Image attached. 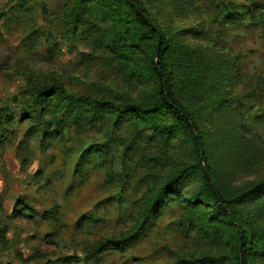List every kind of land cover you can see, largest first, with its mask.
<instances>
[{
    "label": "rangeland",
    "instance_id": "1",
    "mask_svg": "<svg viewBox=\"0 0 264 264\" xmlns=\"http://www.w3.org/2000/svg\"><path fill=\"white\" fill-rule=\"evenodd\" d=\"M145 2L171 41L174 89L200 126L213 183L227 201L250 196L228 207L253 237L248 264H264V19L222 25L227 4L264 0ZM0 8V109L16 133L0 146V264H236V232L212 207L190 141L160 132L172 121L161 110L133 112L157 99L143 33L131 29L113 54L117 33L88 34L109 49L74 35L63 0ZM31 83H60L112 112L41 143L11 104Z\"/></svg>",
    "mask_w": 264,
    "mask_h": 264
},
{
    "label": "trees",
    "instance_id": "2",
    "mask_svg": "<svg viewBox=\"0 0 264 264\" xmlns=\"http://www.w3.org/2000/svg\"><path fill=\"white\" fill-rule=\"evenodd\" d=\"M63 1L68 5L70 11L69 19L74 35H79L80 30H82V34L87 33V35L91 32H96L98 29L97 24H101L104 28L108 26L112 32L117 33L116 37L113 38L114 40L107 44L110 49L102 40L97 39V34L95 37L94 35L85 37V40L94 37L92 42L95 45L107 48L113 54H117L124 47L122 43H128L129 37L127 36L131 29L139 30L143 33L144 44L147 41L151 43L148 60L150 70L156 78L157 99L153 103L132 107L133 112L135 111V114L142 117L146 112L161 110L172 121L167 125L161 124L159 127L160 132L170 136L175 135L177 131H181L183 137L190 141L196 152V160L202 175L204 191L209 194L212 207L217 210L221 221L229 224L236 232V264H248V249L253 237L249 234L246 224L243 223L238 214L228 206L233 203L235 205L248 203L249 201L247 200L250 196H242L235 201H227L213 183L207 155L199 148L197 142L198 137L204 148L200 126L194 114L180 101L174 89L172 63L169 61L172 58L171 41L161 29L145 0ZM226 7L227 10L222 12L224 22L222 25L235 26L246 16H251L249 24L264 19V7L259 3L254 4L253 8L249 9L233 8L231 3L227 4ZM257 13H260V15H257ZM31 14L32 8L27 7L24 18L34 24L33 22L36 19ZM5 16L3 9L0 8V20ZM117 21L120 22L118 23ZM119 28L120 33L116 32ZM41 38L39 37L38 39L40 40ZM46 84L31 83L19 95L11 99V104L16 103L19 105L20 121L17 124L28 123L31 127L29 132L34 133L37 138L41 137V143L62 140L64 131L70 126L77 125L76 127L78 128H85L90 126V124L101 121L100 119H105L112 112V106H109L103 100L71 95L60 83ZM18 98H22L23 102H19ZM124 120L125 118L121 120L122 123ZM11 123H13V117H10L9 109H0V146L9 143L15 137L14 123L12 125ZM191 170L192 168L183 170V175H189ZM259 191H261L260 194H264V184ZM254 197H258V195H252L251 201ZM260 202L264 203V197ZM126 242H119L118 245L122 247L124 244L126 245Z\"/></svg>",
    "mask_w": 264,
    "mask_h": 264
},
{
    "label": "water",
    "instance_id": "3",
    "mask_svg": "<svg viewBox=\"0 0 264 264\" xmlns=\"http://www.w3.org/2000/svg\"><path fill=\"white\" fill-rule=\"evenodd\" d=\"M197 142H198V146L201 150H203V146H202V143H201V140L197 137Z\"/></svg>",
    "mask_w": 264,
    "mask_h": 264
}]
</instances>
